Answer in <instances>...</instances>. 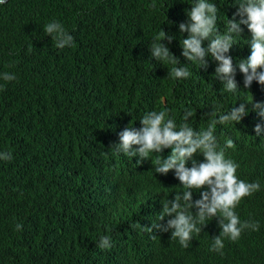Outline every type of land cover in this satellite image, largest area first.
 <instances>
[{
	"label": "trees",
	"instance_id": "1",
	"mask_svg": "<svg viewBox=\"0 0 264 264\" xmlns=\"http://www.w3.org/2000/svg\"><path fill=\"white\" fill-rule=\"evenodd\" d=\"M194 2L6 0L0 4V73L16 77L0 79L4 85L0 152L13 157L0 160V264H264V131L261 136L253 131L256 124L264 128V119L250 104L240 123L216 124L214 135L218 150L239 165L237 177L260 183V190L242 198L235 208L242 222H258L259 230L246 229L236 241L224 238L222 255L209 250L211 238L220 232L217 218L206 221L199 235L193 233L188 248L171 238V230L154 229L153 239L136 227V222L145 227L158 223L162 204L184 189L176 177L155 173L153 153L137 164L139 157L116 154L110 147L119 143L118 133L126 126L142 127L141 118L151 111L167 109V118L181 124L190 110L188 123L199 132L207 130L212 113L218 118L240 103H250L252 97L253 102L264 103V86L253 81L249 89L243 88L238 68L234 79L240 89L228 92L215 78L214 59L206 57L207 68H200L181 55L180 41L188 34L179 32V24L188 21L186 12ZM209 2L219 9L217 28L223 34L240 0ZM53 20L74 36L72 46H53L55 41L43 30ZM160 28L175 37L170 44L161 42L188 68V78L170 77L174 65L151 56ZM242 29L241 35L234 34L228 53L234 66L250 55V33L247 27ZM227 139L234 148L225 147ZM90 149L100 153L102 166L94 164ZM170 151L165 149L164 157ZM71 158L76 166L86 167L79 174L86 176L80 187L68 192L72 198L41 200L42 184ZM82 189L89 195L88 210L70 216L75 224H64L43 238L39 215L74 209L84 199ZM199 198V191H193L192 201ZM104 235L110 237L108 249L98 247ZM176 255L182 257L170 262Z\"/></svg>",
	"mask_w": 264,
	"mask_h": 264
},
{
	"label": "clouds",
	"instance_id": "2",
	"mask_svg": "<svg viewBox=\"0 0 264 264\" xmlns=\"http://www.w3.org/2000/svg\"><path fill=\"white\" fill-rule=\"evenodd\" d=\"M6 0H0V4ZM219 9L209 0H195L189 11L186 12L188 21L179 24V32H187L188 36L180 41L181 55L189 61L198 62L200 68H207L205 58L211 57L218 66L215 68V78L218 79L228 92H236L238 89L234 79L236 69L243 74V88L249 89L252 82L264 86V0H240L237 11L233 18L228 20L227 31L223 34L217 28V17ZM236 16L240 20H236ZM171 23V22H170ZM247 27L250 33V55L246 59H240L235 66L233 59L228 55L230 48L234 45V34L241 35ZM44 32L55 41V48L72 46L74 36L67 32L57 21L53 20L44 26ZM175 37L160 28L159 34L154 38L151 45V56L155 60L166 61L174 67L171 68L169 76L175 79L188 78L190 72L185 65H181L165 43L169 44ZM208 41L207 47L202 43ZM259 69V71H258ZM0 79L13 81L14 74L0 73ZM4 85H0V91ZM246 104L251 105V110L264 119V103L253 102L240 103L239 107H232L230 111L218 115L212 113V119L207 130L197 132L188 123L193 112L186 110L178 124L168 117V110L151 111L146 113L140 120L142 127L139 129L126 126L118 133L119 143L110 145L114 153H124L131 157H139L136 161L140 164L149 159L153 153L155 159V173L176 177L183 192L177 193L173 199L162 204L159 212L158 223L150 227L142 226L136 222V227L153 235V230L168 232L171 230V238H178L184 248L190 246L193 233L199 235L202 228L207 225L206 221L213 218L218 219L219 235L212 237L210 251L220 252L224 248V238L236 241L246 229L259 230V223L251 220L241 221L235 212V208L243 199L252 196L259 191V181H249L245 178L239 179L236 175L239 165L229 159L223 149L218 150L217 140L214 135L216 124L240 123L242 117L248 114ZM208 116L209 114H205ZM253 131L256 136H261L264 128L256 124ZM137 146V147H133ZM225 147L234 148L231 139L225 141ZM165 149H171L167 157H164ZM96 157L94 164L102 166L103 160L97 151L90 149ZM155 153V154H154ZM201 155L203 161L200 162ZM10 152H0V160L10 161ZM86 167L75 165L74 158L61 164L56 171L42 184L41 200L51 201L60 197L72 198L68 192L80 187L86 176L79 174ZM94 179V178H93ZM84 199L72 210H54L43 212L38 217L42 230V237L48 233H56L64 224H75L70 216H78L88 210L89 195L82 189ZM199 191L200 198L192 201V192ZM197 211L193 214L190 209ZM166 224L160 223L164 221ZM21 230L20 224L16 225ZM98 247L108 249L111 247L110 237L101 236ZM181 255L172 257L176 260ZM164 264V263H157Z\"/></svg>",
	"mask_w": 264,
	"mask_h": 264
},
{
	"label": "bare ground",
	"instance_id": "3",
	"mask_svg": "<svg viewBox=\"0 0 264 264\" xmlns=\"http://www.w3.org/2000/svg\"><path fill=\"white\" fill-rule=\"evenodd\" d=\"M114 160H115V159H114ZM113 162H114V161H113ZM115 163H116V162H115ZM104 168H105V167H104ZM130 168H131V167H130ZM127 169H128V168H127ZM103 170H104V169H103ZM114 170H115V169H114ZM127 172H128V171H127ZM109 173H110V172H109ZM112 173H113V172H112ZM110 174H111V173H110ZM102 176H103V175H102ZM165 191H166V190H165ZM166 194H168V193L166 192ZM166 194H165V196H166ZM170 194H171V193H170ZM196 194H197V193H195V195H196ZM161 195H162V194H161ZM171 195H172V194H171ZM173 195H174V194H173ZM193 195H194V193H193ZM174 196H175V195H174ZM158 197H159V196H158ZM102 198H103V197H102ZM169 198H170V197H169ZM166 199H168V198H166ZM101 200H102V199H101ZM120 251H121V250H120ZM120 251H119V252H120ZM120 253H121V252H120ZM123 253H124V252H123ZM127 254L129 255L130 253H127ZM123 255H124V254H123ZM104 256H105V255H103V257H104ZM120 256H121V255H120ZM101 257H102V256H101ZM103 257H102V259H103ZM106 257H107V256H106ZM106 257H105V258H106ZM121 257H122V256H121ZM125 257H126V256H125ZM129 257H130V256H129ZM129 257H128V258H129ZM105 258H104V259H105ZM106 259H107V258H106ZM121 259H122V258H121ZM118 260H119V258H118ZM121 262H123V261H121Z\"/></svg>",
	"mask_w": 264,
	"mask_h": 264
}]
</instances>
